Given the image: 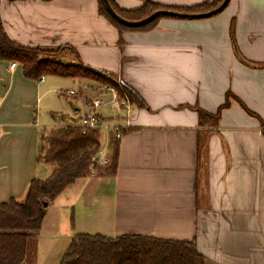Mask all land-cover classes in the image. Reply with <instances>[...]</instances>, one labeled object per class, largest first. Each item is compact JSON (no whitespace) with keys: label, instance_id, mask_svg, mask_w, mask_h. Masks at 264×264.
Segmentation results:
<instances>
[{"label":"crops","instance_id":"obj_1","mask_svg":"<svg viewBox=\"0 0 264 264\" xmlns=\"http://www.w3.org/2000/svg\"><path fill=\"white\" fill-rule=\"evenodd\" d=\"M142 1L114 3L129 10ZM151 1L188 7L205 0ZM0 18L11 39L64 46L72 54L65 62L110 73L141 101L118 139L115 172H107L109 134L99 147L108 164L62 192L77 185V196H109L102 235L191 241L205 264H264V0H228L203 18L164 16L146 31L117 29L98 0H0ZM44 78L25 79L20 66L0 60V203L22 200L29 181L51 171L37 162L39 135L48 130L34 108ZM72 79L81 80L79 99L73 90L65 94L91 112L95 83ZM227 92L234 98L217 125H202L196 108L214 113ZM112 111L108 119L119 121L122 114ZM88 112L52 128L77 124ZM94 202L95 213L84 216L101 220Z\"/></svg>","mask_w":264,"mask_h":264},{"label":"trees","instance_id":"obj_2","mask_svg":"<svg viewBox=\"0 0 264 264\" xmlns=\"http://www.w3.org/2000/svg\"><path fill=\"white\" fill-rule=\"evenodd\" d=\"M108 1L121 17L137 20L157 9L205 12L218 6L222 0H205L188 7L166 6L143 0L138 8L129 10L119 8L114 0ZM98 9L119 30L146 31L153 28L159 18L164 17L159 16L138 27H128L111 17L101 0H98ZM229 33L233 35V21L230 23ZM59 53L60 48L55 51L40 46L23 45L11 39L0 18V60L15 62L20 66L25 79L38 81L46 75L87 79L103 86H112L119 95L125 93L132 105L141 106L137 95L122 83L120 89L110 73L81 63L65 62ZM230 97L234 98L227 92L224 102L214 113L196 108L199 122L202 125L216 126L221 110L229 105ZM243 108L250 115L256 116L244 106ZM52 116L60 122L66 120L63 114L52 113ZM128 130L129 128L123 129L122 134ZM39 141L37 162L51 165L52 169L46 178H33L29 181L22 200L11 198L0 203V264H23L28 242L35 239L48 204L77 179L90 176L96 167L93 157L100 147L98 129L81 127L75 123L68 124L42 132ZM117 145L118 139H112L108 174H113L117 166ZM59 264H205V257L191 241L139 234L109 237L99 233H76L71 237Z\"/></svg>","mask_w":264,"mask_h":264},{"label":"rangeland","instance_id":"obj_3","mask_svg":"<svg viewBox=\"0 0 264 264\" xmlns=\"http://www.w3.org/2000/svg\"><path fill=\"white\" fill-rule=\"evenodd\" d=\"M42 48L57 50L60 48L59 56L63 58V61L72 58L71 51L64 46H40ZM46 81L41 85L40 92L38 94V102L34 105L38 123L41 128L50 129L59 121L58 118H54L52 113L57 114H69L73 116V105L80 106V111L74 115V117H65L68 121L77 120L78 116L84 112H88V109L82 107L79 102H75L72 96L66 95L65 91L73 90L76 93L82 87L80 79H72L70 77H61L54 75H46ZM118 87L120 88V82L115 79ZM95 83V82H94ZM94 93L98 96L104 91V86L95 83ZM75 96V95H74ZM76 98L79 99L78 93ZM109 95L105 96L108 99ZM114 110L118 113H123L118 107L113 109L104 105L95 109V113L101 117L108 119ZM88 112L87 114H89ZM60 122V121H59ZM48 131V130H46ZM100 142H105L106 130L100 128ZM45 132V131H43ZM103 164H96L95 172L100 171V166ZM52 169L51 165H48ZM50 173V172H49ZM48 172H42L41 178L44 179L49 175ZM106 192L109 189V184L104 185ZM68 193L59 195L46 207V212L41 224L40 230L37 232L35 239L29 240L27 245L26 256L23 264H59L66 248L69 246L71 237L76 233L87 234H108L107 233V217L109 214L110 199L108 195L102 192L99 195L77 196L78 186L75 185ZM72 202L70 206L63 205V199H67ZM98 203L99 214L101 220L86 219L84 213H95L96 210L91 209V202ZM64 206V207H63ZM85 212H84V211ZM63 218L66 221V226L63 225Z\"/></svg>","mask_w":264,"mask_h":264},{"label":"built area","instance_id":"obj_4","mask_svg":"<svg viewBox=\"0 0 264 264\" xmlns=\"http://www.w3.org/2000/svg\"><path fill=\"white\" fill-rule=\"evenodd\" d=\"M16 66L17 64L15 62L9 63L10 68H14ZM42 78L43 76L40 78V80ZM66 92L68 94L73 93L72 90H68ZM107 95H109V98L105 99V96ZM86 104L90 108H92V111L89 114L81 116L77 122V125L98 130H100V128H103L106 130L107 137L110 134L113 139H119L122 136L123 129H127L130 127V116L133 105L125 93L119 95L118 91L114 87L104 86V91L98 96L89 99ZM104 105L110 108L118 107L121 111H123L122 115L118 116L120 120L113 122L111 119H105L94 112L97 107ZM93 159L96 164L107 165L109 162V159L104 156L101 149L98 150Z\"/></svg>","mask_w":264,"mask_h":264},{"label":"water","instance_id":"obj_5","mask_svg":"<svg viewBox=\"0 0 264 264\" xmlns=\"http://www.w3.org/2000/svg\"><path fill=\"white\" fill-rule=\"evenodd\" d=\"M106 11L113 17L116 21L121 23L122 25L128 26V27H138L145 23H148L152 21L153 19L159 17V16H174V17H181V18H203V17H209L214 14L219 13L223 8L227 5L228 0H222L221 3L216 6L215 8L205 11V12H197V13H187V12H179L169 9H157L146 15L145 17L137 20H128L123 17H121L119 14L115 12V10L112 8L108 0H101ZM46 205V203H43Z\"/></svg>","mask_w":264,"mask_h":264}]
</instances>
